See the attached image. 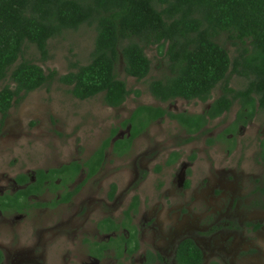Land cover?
<instances>
[{"label":"rangeland","instance_id":"obj_1","mask_svg":"<svg viewBox=\"0 0 264 264\" xmlns=\"http://www.w3.org/2000/svg\"><path fill=\"white\" fill-rule=\"evenodd\" d=\"M95 35L94 28L88 26L69 31L49 41L45 58L34 45H25L21 60L41 66L47 75L55 71L58 76L36 91L21 94L22 99L13 105L3 124L0 115V194L10 193L12 179L20 174L56 168L75 160L84 162L114 130H118L116 138H124L128 134L122 124L138 106L158 105L159 101L151 95L148 85L154 79L164 78L168 70L164 52L161 53L157 46L145 48L151 71L143 81L128 76L122 60L117 64V77L131 91L120 108L107 107L103 94L86 101L75 99L69 94V88L58 78L75 71L77 64L83 66L90 62ZM217 41L227 49L232 59L237 57L240 46L237 48L239 42L236 39H230L225 33ZM230 82L232 87L239 88H244L247 83L236 76ZM6 84H0V91ZM220 89L221 86H218L213 95L218 96ZM208 105L209 102H187L183 99L160 104L172 113L192 114L202 113ZM238 107L235 105L229 114L210 123L208 131L197 136L196 143L184 147L179 145V141L184 139L182 129L165 118L153 122L147 131L135 139L127 155L119 157L108 148L104 168L77 196V202L81 203L89 196L106 199L112 184L117 185L116 198L120 200L126 194L130 197L132 193H126V190L142 163L148 165L150 170L142 185V201L151 203L150 200L153 202L159 198L163 202V197L168 198V206L165 205L167 225L176 223L178 211L186 210L188 219L197 227H208V223L223 226L224 220H228L223 214L233 197L232 208L237 203L238 208L234 210L232 219L240 225L236 213L243 214V226L237 227L230 236V242H234L238 255L226 261L229 264L231 261L234 264H264V195L260 193L264 188V159L261 154V142L264 145V113L257 112L250 125L241 131L235 130L237 146L230 155L223 145L220 148H205V140L223 130L234 119ZM167 140L168 149L184 154L183 161L190 150L195 146L199 148L196 164L191 168L188 178L182 179L184 187L189 183L187 190L179 189L175 184L176 170H167L165 166ZM151 157H154L153 163L146 164ZM157 166L163 168L160 173L154 171ZM224 181L229 184V190L217 187L225 184ZM94 204L96 210L102 208L99 202L95 201ZM118 205L119 201L110 204L112 209ZM221 209L220 214L218 211ZM219 214L222 218L217 216ZM61 219L60 216L56 220L51 218V213H42L41 217L32 214L28 218L23 216L15 219L14 216L0 219V246L11 256L30 250L32 256H45L47 264H72L66 257L76 251L81 253L82 250L78 248L81 237L76 239L72 235L69 239L65 230L70 234L74 224ZM182 221L184 223L186 218ZM248 225L255 229H250ZM257 225H262V228ZM220 234L226 235L225 228Z\"/></svg>","mask_w":264,"mask_h":264},{"label":"trees","instance_id":"obj_2","mask_svg":"<svg viewBox=\"0 0 264 264\" xmlns=\"http://www.w3.org/2000/svg\"><path fill=\"white\" fill-rule=\"evenodd\" d=\"M83 26L96 33L90 62L77 64L75 71L58 78L75 99L86 101L103 94L107 107L120 108L131 91L117 77V64L122 60L128 76L145 80L151 71L145 48L150 46H157L167 59V75L148 85L156 100L207 103L216 87L223 91V96L200 114L138 106L122 124L131 126L130 136L113 144L117 154L128 153L132 142L151 123L167 116L192 135L204 133L209 121L229 112L236 100L242 104L237 122L246 125L245 117L252 120L257 112L264 113V0H0V84L7 82L0 91L1 124L22 99L21 94L36 91L58 76L21 60L25 45H34L45 58L50 40ZM225 33L241 43L234 59L217 41ZM233 74L247 81L240 91L230 87ZM117 131L84 162H72L51 173L60 176L63 184L75 180L82 168L88 169L89 177L94 175ZM231 132L227 130L219 139L229 141L226 135ZM0 203L7 206L2 198ZM179 255L182 260L190 259V264L201 261L191 242L181 245Z\"/></svg>","mask_w":264,"mask_h":264},{"label":"flooded vegetation","instance_id":"obj_3","mask_svg":"<svg viewBox=\"0 0 264 264\" xmlns=\"http://www.w3.org/2000/svg\"><path fill=\"white\" fill-rule=\"evenodd\" d=\"M238 46L241 47V43L237 45V48ZM237 56H239V50ZM235 76L240 77L237 74H233L230 77V81ZM243 80L245 79L243 78ZM230 87L236 91L243 89L232 87L231 84ZM215 89L212 91L211 99L208 101L209 105L206 109L210 107L214 100L223 96L222 89L219 90L218 96H214L213 93ZM176 100L177 99L173 102ZM159 103L161 105L164 104L160 101ZM159 103L154 107H161ZM235 105H238L239 107L234 114V119L228 123L223 130L221 129L217 135L214 137L210 136L205 140L206 149H212L214 147L220 148L221 145H223L226 148L228 155L235 150L237 146L236 136L234 135L235 130L239 129L241 131L242 128L244 129L246 126L250 125L255 118L248 120L247 117H245V120L248 121L246 125H244L242 121L237 122V115L242 107L239 100L234 101L229 112L224 113L222 116L229 114L234 109ZM167 111L170 112L169 109H167ZM179 113L192 114L187 112H178L175 114ZM221 117L210 120L205 132L208 131L210 123ZM165 118H167V122H175L182 129L184 139L179 141L181 147L196 143L197 136L203 133L198 132L197 134L189 135L187 130L176 120H173L168 116L163 119ZM149 127L145 131H147ZM126 129L128 134L124 138H116L117 135L113 138V141L109 146L113 152V144L115 141L124 140L130 136L131 126H127ZM229 129L233 131L226 135L229 141H226V139H219V136ZM141 134L139 136H141ZM189 138H193V140L188 141ZM210 139L213 140L211 144L208 142ZM168 143L169 140H167V160L165 166L167 167V170H176L175 184L179 189L187 190L186 188H188L189 183L184 187L182 179L188 178V174L192 171L191 168L196 164V155L199 153V148L195 146V148L190 150L188 155H185L186 160L183 161L184 154L179 151H174L173 149H168ZM261 144V154L264 159L263 142H261ZM132 145L129 152L132 149ZM128 153H123L121 155L117 153L115 154L119 157H123ZM106 154L107 151L105 152V159ZM174 154H177V156L173 158ZM153 159L154 157H151L146 164H149L150 162L153 163ZM172 160L174 161L172 162ZM170 161L171 163H169ZM72 162L81 161L75 160ZM72 162L56 168L39 169L27 172L12 179L10 193L0 194V198L7 203L5 208H3L0 203V219L3 220L14 216L15 219H19L23 216L28 218V216L32 214L41 217L42 213H51V218L54 217L55 220L60 216L62 218L61 221L67 220L69 223H73L74 226L71 228L70 234L67 230H64L69 236V239L72 235H74L76 239L81 237L78 248L82 251L81 253L78 251L73 252L70 256L68 255L66 257L69 260V263L72 262V264H190V259L182 260L179 255L180 247L184 242H191L198 250L201 258L199 264H229L226 261L227 258L233 260V258H236L238 255L234 242L232 244L230 242V236L233 234L232 232L234 230L236 231L237 227L243 226V214L236 213L240 223V225H237L236 220L232 219L235 214L234 210L238 208V203L232 208L234 204L233 197L226 208L225 214H223L226 215L228 219L227 221L224 220L225 223L223 226L208 223V227L203 225L197 227L191 219H188V211L186 210L178 211V213H176L178 220L170 226L167 225V220L165 218V205L168 206V198L166 199L163 197V202L160 201L159 198L153 202L150 200L151 203H144L142 201L144 196V193L141 190L142 185L148 178V172H150L148 165L141 163L135 179L126 190V193H132L130 197H127L128 194H126L125 198L120 200L116 198L117 185L112 184L107 193L106 199H95L89 196L87 198L85 197L83 201L79 203L76 200L77 196L83 191L89 182L94 179V177L98 176L100 171L104 168L105 160L103 165L94 175L89 177L86 173L88 172V169L82 168L75 180H70L68 183L63 184L62 178L51 173V171L54 169L60 170L62 167L70 165ZM158 167L161 166H157L154 171L160 173L163 168L161 167L160 171H156ZM67 168L71 169V167ZM40 173L43 175H39ZM83 174L84 176L82 177ZM79 177L81 179L76 183ZM21 179H24L25 181L22 182ZM224 180L226 179L224 178ZM224 182L225 184H219L217 187L229 190V184L226 181ZM260 193L264 195V188ZM69 194H71V197L67 196ZM167 196L171 199L169 194H167ZM95 201L99 202L102 205V208L96 210L94 204ZM112 201H119L117 208H111L110 204ZM123 206H125L124 209L122 208ZM218 212L221 214L222 209ZM220 214L217 216L222 218ZM215 216L216 215H214L213 218H215ZM185 218L186 221L183 223L182 220H185ZM258 226L259 228H262V225H257V227ZM248 227L250 229H255L251 225H248ZM222 228H225L226 231V235L224 236H221L220 234ZM40 236L43 237L42 235ZM46 262L47 259L45 256H32L30 250H25L11 256L10 253L9 255L7 254L4 247L0 246V264H47ZM230 264H234V262L231 261Z\"/></svg>","mask_w":264,"mask_h":264}]
</instances>
